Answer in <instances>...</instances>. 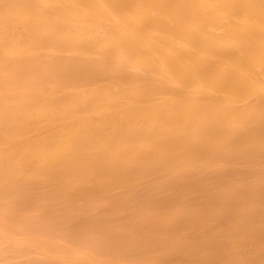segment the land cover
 I'll return each mask as SVG.
<instances>
[{
  "label": "bare ground",
  "instance_id": "obj_1",
  "mask_svg": "<svg viewBox=\"0 0 264 264\" xmlns=\"http://www.w3.org/2000/svg\"><path fill=\"white\" fill-rule=\"evenodd\" d=\"M0 264H264V0H0Z\"/></svg>",
  "mask_w": 264,
  "mask_h": 264
}]
</instances>
